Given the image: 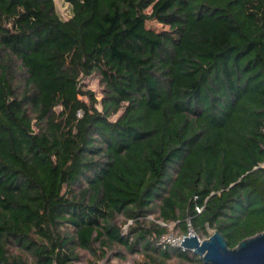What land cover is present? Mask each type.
<instances>
[{
	"label": "trees",
	"instance_id": "obj_1",
	"mask_svg": "<svg viewBox=\"0 0 264 264\" xmlns=\"http://www.w3.org/2000/svg\"><path fill=\"white\" fill-rule=\"evenodd\" d=\"M61 1L0 0V264H203L160 223L263 233L264 0Z\"/></svg>",
	"mask_w": 264,
	"mask_h": 264
},
{
	"label": "water",
	"instance_id": "obj_2",
	"mask_svg": "<svg viewBox=\"0 0 264 264\" xmlns=\"http://www.w3.org/2000/svg\"><path fill=\"white\" fill-rule=\"evenodd\" d=\"M182 248L198 256L203 264H264V232L240 242L234 249L219 231L203 241L197 236L186 237Z\"/></svg>",
	"mask_w": 264,
	"mask_h": 264
},
{
	"label": "rangeland",
	"instance_id": "obj_3",
	"mask_svg": "<svg viewBox=\"0 0 264 264\" xmlns=\"http://www.w3.org/2000/svg\"><path fill=\"white\" fill-rule=\"evenodd\" d=\"M56 8H57V12L60 14V16L62 18H68V16H69L68 6L65 5L61 0H56ZM146 14L149 15V12H146ZM147 27L150 28V29H154L156 31H159V32L164 31V30L165 31L169 30V28H170V27H166L165 28L161 24L157 23L154 20L147 21ZM83 83L87 86L88 89L92 90L96 94V96H97L99 101L102 99L103 87L101 86L100 81H99V79L97 78L96 75H93L92 77H89V78L85 79ZM98 108L101 110V105H98ZM121 113L122 112H120L119 114L111 117V120L112 121H116L119 118ZM160 224L162 226L168 227V229L170 230V232L168 234H174V235H182L183 234L181 232V230L178 229L176 224H174V223L169 224V225H165L163 223H160ZM128 228H129V226H126V227H124L123 230L127 233L128 232ZM210 233L214 234V231H210ZM199 239L201 241H203V240L208 239V238H201L200 237ZM172 248H176V247H172ZM177 249H180V248H177ZM140 258H141L140 256H133L132 258L128 259L123 264H135V262L138 261V259H140ZM113 263L114 264H119V262L117 260H113Z\"/></svg>",
	"mask_w": 264,
	"mask_h": 264
},
{
	"label": "built area",
	"instance_id": "obj_4",
	"mask_svg": "<svg viewBox=\"0 0 264 264\" xmlns=\"http://www.w3.org/2000/svg\"><path fill=\"white\" fill-rule=\"evenodd\" d=\"M196 210L200 214L202 212L203 208H197ZM188 225H189L190 228H189V232H188L187 236L174 235V234H165L160 239H158L159 245H161L164 248H166V247H176V248H180L184 252H187L185 249L182 248V244H183L185 238L186 237L196 236V233L194 232V230L191 227V222L190 221L188 222Z\"/></svg>",
	"mask_w": 264,
	"mask_h": 264
}]
</instances>
